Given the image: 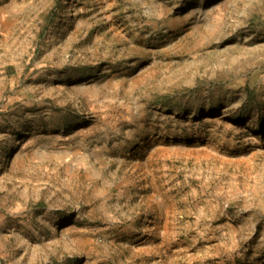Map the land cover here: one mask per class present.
I'll use <instances>...</instances> for the list:
<instances>
[{
    "label": "rangeland",
    "instance_id": "1",
    "mask_svg": "<svg viewBox=\"0 0 264 264\" xmlns=\"http://www.w3.org/2000/svg\"><path fill=\"white\" fill-rule=\"evenodd\" d=\"M0 264H264V0H0Z\"/></svg>",
    "mask_w": 264,
    "mask_h": 264
}]
</instances>
